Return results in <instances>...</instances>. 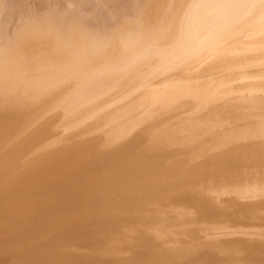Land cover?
Returning <instances> with one entry per match:
<instances>
[{"label":"bare ground","instance_id":"1","mask_svg":"<svg viewBox=\"0 0 264 264\" xmlns=\"http://www.w3.org/2000/svg\"><path fill=\"white\" fill-rule=\"evenodd\" d=\"M27 1L0 37V264H264V0H142L117 52Z\"/></svg>","mask_w":264,"mask_h":264},{"label":"rangeland","instance_id":"2","mask_svg":"<svg viewBox=\"0 0 264 264\" xmlns=\"http://www.w3.org/2000/svg\"><path fill=\"white\" fill-rule=\"evenodd\" d=\"M43 1L46 2L45 0H43ZM76 1L75 0H56V3L53 6H49V7L44 6L41 3H38L35 6L40 7L42 9H39L35 15L39 16L38 21L40 22V24L38 26L33 27V28H50L51 25L57 26L56 29L60 28V27L62 28L63 22H62V19L59 17L60 12L62 11L65 14H67L68 17L72 16L74 18V19L70 18V19H72V22L77 21V23L79 25H81L85 28H89L92 31V33L94 34L96 41L98 40L97 46H99L100 48H102L100 46V43L104 40L109 42L108 51H111V52H117V51L121 50L123 48V46H125V44H131L132 39H128V40L125 38H124V40L119 39V35L117 32H119L124 37L123 30L118 29V27L120 25H116L114 23H109V19L113 20L114 16H115V18L121 17V19H123L122 17L126 16L124 13H122L123 8H126L131 12H132V8H135V9H137L135 11V13H140L142 0H123V1L122 0L121 1L115 0L116 2L114 0H112V1L111 0H76ZM57 2L60 6H58ZM123 3H124V5H122ZM29 4L30 3H28L27 0H0V30H1L0 31V37L4 36L5 33H7L8 31H15L18 29H28L25 25H28L30 27L34 26V22L33 21L29 22L28 18H27V9L32 7ZM88 5L93 6V7L99 6L100 10H99L98 15L101 16L100 21L97 20V18H99V16L92 15V14L88 16L87 14H84L80 11V9H79L80 7L83 8V6H85L86 8H88ZM12 6L14 7L15 10H17L18 7H20V8L17 11H15ZM142 11H143V9H142ZM142 11L140 14L133 16V18L130 19L129 22H131L134 18L137 17V19L135 20V23H136V25L138 23L137 27L140 26L141 21L146 16H148L150 13V10L148 7H146L144 12H142ZM88 12L90 13V11H88ZM6 13H9V14H6ZM11 14L13 15L12 17L6 16V15H11ZM141 14H142V16H139ZM4 17H6L7 21L9 20V22L3 23L2 21H3ZM82 17L85 18L84 21L87 25H84V23L82 21ZM101 20H103V21H101ZM58 25H60V26H58ZM5 26H8V28H9L7 31L4 30ZM122 28H123V26H122ZM30 29H32V28H30ZM88 32H90V31H88ZM101 39H104V40H101ZM99 55H100L101 60H103L104 55H101V54H99ZM103 77H104L103 81L105 84L117 83L118 86H122L129 81L130 75L124 74L122 72L114 71V72L109 73L108 76L104 75ZM33 89H34L33 87L26 89L25 94L28 97H34L35 94L33 92ZM119 89H122V87H120ZM70 133H71V131H70ZM71 141H70V143L73 146V148H74V146L77 148L76 142L74 144L73 140H71ZM252 202H254L252 208L254 207V209H257V210L263 209V211H264V203L258 204V201H252ZM191 209L192 208H189L188 210H191ZM192 210H194V209H192ZM257 216H260V215H257ZM218 225H220V224H218ZM220 231H222V229H212V230H203L202 229L201 232H198L197 234L192 235L191 236L192 238L188 239V240L194 241L196 243L213 241V240H215L214 236H212L213 232H216L217 234H225V233L220 232ZM262 235L264 236V234H262ZM186 237H187V235L182 233L179 236L178 240L179 241H185ZM259 237H261V236H259ZM218 240H223V239H218ZM215 243H212V244H215ZM31 249L30 250H29V248L19 249L16 252H22L23 251L25 253V252L31 251V252L39 253V250H35L36 248H31Z\"/></svg>","mask_w":264,"mask_h":264}]
</instances>
